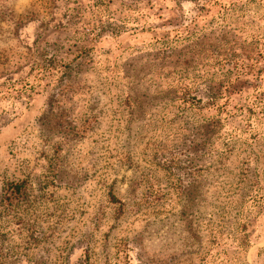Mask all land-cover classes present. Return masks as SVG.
Wrapping results in <instances>:
<instances>
[{"label": "clouds", "instance_id": "obj_1", "mask_svg": "<svg viewBox=\"0 0 264 264\" xmlns=\"http://www.w3.org/2000/svg\"><path fill=\"white\" fill-rule=\"evenodd\" d=\"M0 264H264V0H0Z\"/></svg>", "mask_w": 264, "mask_h": 264}]
</instances>
